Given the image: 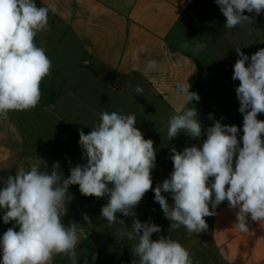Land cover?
<instances>
[{
	"label": "clouds",
	"instance_id": "clouds-1",
	"mask_svg": "<svg viewBox=\"0 0 264 264\" xmlns=\"http://www.w3.org/2000/svg\"><path fill=\"white\" fill-rule=\"evenodd\" d=\"M215 3L228 29L255 22L245 11L255 16L264 12V0ZM50 10L55 11L37 7L35 0H0V120H7L10 111L34 109L41 100L40 85L50 75L52 62L34 41L39 32L47 30ZM183 46L189 47L187 43ZM203 47L197 43L193 52L198 54ZM235 51L238 59L232 79L240 82L235 92L243 114V135L238 126L214 120L201 146L170 149L173 171L154 189V200L170 222L168 231L183 226L189 235L206 232L205 218L216 215L225 201L234 210L240 231H248L249 220L264 221V121L257 119L264 113V48L251 57L241 48ZM157 66L158 61L152 59L146 70L155 71ZM175 87L187 99L168 119L167 140L181 131L191 138L202 137L198 110L188 106L200 96L189 91L188 83ZM143 91L139 85L134 89L135 95ZM209 119H214L212 114ZM136 124L135 114L105 111L90 133L81 129L79 145L87 163L70 168L67 178L58 161L49 172L41 160L28 170L21 167L15 175H8L0 189V209L5 210L3 222H15L19 231L10 227L0 237V264H50L57 255H67L71 264H77V224L65 225L61 220L70 200V185H79L84 196H108L101 208L108 227L125 225L117 213L133 218L131 228L116 236L135 242L131 264H194L181 243L165 236L152 239L153 233L161 232L159 225L136 218L134 208L153 190L151 171L156 167L154 141L145 139ZM162 193H170L173 204Z\"/></svg>",
	"mask_w": 264,
	"mask_h": 264
},
{
	"label": "crops",
	"instance_id": "crops-1",
	"mask_svg": "<svg viewBox=\"0 0 264 264\" xmlns=\"http://www.w3.org/2000/svg\"><path fill=\"white\" fill-rule=\"evenodd\" d=\"M205 1L35 0L37 7H50L55 11L50 10L48 28L39 32L34 42L46 50L51 61L53 56L63 54L58 66L62 67L64 87L69 95L74 96L73 86L81 82L100 90L108 98L134 96L174 113L187 99L176 92V84L187 86L188 83L189 91L194 92L198 66L192 57L171 47L168 37L184 15L205 12ZM248 46L254 53L257 51L256 44L254 48ZM152 59L158 61V66L155 71H147V63ZM90 70L105 76L113 88ZM44 80L50 82L51 76ZM137 85L144 89L141 95H135ZM39 103H42V95ZM13 112L10 111L7 120H0V189L8 175H15L21 167L28 170L31 164L44 161L50 172L55 162L52 152L32 145L16 123ZM69 198L61 220L65 225L77 224L79 264L97 249L93 236L94 215L88 202L78 193L69 191ZM4 211L0 209V237L10 227L19 231L15 222H3ZM216 212L210 230L194 237L183 235L180 241L176 240L189 251L194 264H203L209 257L204 256L203 248L217 264H264V221L249 220L248 231L242 232L227 201L221 203ZM50 264H71V259L57 255Z\"/></svg>",
	"mask_w": 264,
	"mask_h": 264
},
{
	"label": "rangeland",
	"instance_id": "rangeland-1",
	"mask_svg": "<svg viewBox=\"0 0 264 264\" xmlns=\"http://www.w3.org/2000/svg\"><path fill=\"white\" fill-rule=\"evenodd\" d=\"M205 4V12L200 10L184 15L170 38L171 43L192 57L198 66V81L194 92L198 93L200 100L192 101L188 106L198 110L202 131L205 133L202 137L191 138L181 131L177 137L167 140L168 119L174 113L161 105L154 107L138 97L112 95V98H108L100 90L81 82L74 84V96L69 95L64 87L62 67L58 66L63 60V54L53 56L50 82H41L42 103L31 110L13 112L16 123L32 145L52 152L55 162H61L60 171L65 178L70 175V168L77 164L82 165L85 160L79 145L81 129L85 134L90 133L92 128L100 123V116L105 111L135 114L136 127L145 139L154 141L156 150V167L151 171L153 190H149L134 208L136 218L141 222L147 221L160 226L161 232L153 233V240L165 236L180 241L181 236L188 234L183 226L168 231L170 222L165 218L159 203L154 200L156 185L170 178L173 171L170 149L175 147L177 151H183L185 147L192 145L201 146L207 138L206 129L213 125L214 120H219L224 125L238 126L240 136L243 135V114L238 110L240 105L235 92L240 82L232 79L233 66L238 59L235 49L241 48V51L251 57L254 50L248 45L254 48L256 44L257 51L264 48V12L255 16V13L245 11V15L252 16L255 22L249 26L239 25L228 29L224 27L226 18L215 0H206ZM185 43L189 47L185 48ZM197 43H202L204 47L195 54L193 48ZM209 114H212L214 119H209ZM257 119L264 121V113L258 114ZM69 191L78 193L85 199L94 215L93 236L97 249L94 248L79 264L107 263L113 259L119 248L127 252V264H131L135 259L131 251L135 242L127 238L117 240L116 236L118 231L127 230L126 227L131 228L133 218L117 213L118 219L123 220L125 225L116 223L110 228L106 219L101 217V208L108 202L107 195L102 198L84 196L79 191V185H70ZM162 194L170 205L173 204L170 193ZM196 235L193 233L192 237ZM203 254L209 256L203 264H217V260L209 255L207 249L203 248Z\"/></svg>",
	"mask_w": 264,
	"mask_h": 264
},
{
	"label": "trees",
	"instance_id": "trees-1",
	"mask_svg": "<svg viewBox=\"0 0 264 264\" xmlns=\"http://www.w3.org/2000/svg\"><path fill=\"white\" fill-rule=\"evenodd\" d=\"M176 29V28H175ZM175 29L172 31V33L170 34V36L168 37V43L171 47H173L176 51H179L174 44L171 43V36H173V34L175 33ZM91 71V70H90ZM101 82L105 83L106 85H108L109 87L113 88V86L110 84V82L107 80V78L103 75H101L100 73L98 72H94V71H91ZM206 222L208 224V230L211 229L212 227V216L210 217H206Z\"/></svg>",
	"mask_w": 264,
	"mask_h": 264
},
{
	"label": "water",
	"instance_id": "water-1",
	"mask_svg": "<svg viewBox=\"0 0 264 264\" xmlns=\"http://www.w3.org/2000/svg\"><path fill=\"white\" fill-rule=\"evenodd\" d=\"M86 163L87 161L84 160L82 162V165ZM127 258H128L127 252L123 248H119L113 259L104 264H127Z\"/></svg>",
	"mask_w": 264,
	"mask_h": 264
}]
</instances>
